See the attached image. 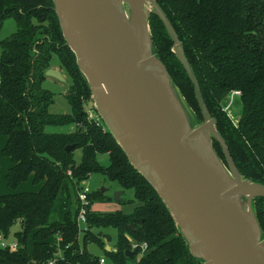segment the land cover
<instances>
[{"label":"trees","instance_id":"16d2710c","mask_svg":"<svg viewBox=\"0 0 264 264\" xmlns=\"http://www.w3.org/2000/svg\"><path fill=\"white\" fill-rule=\"evenodd\" d=\"M155 1L183 44L237 169L264 184V0ZM7 17L14 18L16 27L0 38V134L7 136L2 153L12 161L4 177L11 189L29 177L40 185L0 195V232L6 236L13 223L21 225L15 232L17 248L0 247V264H47L52 258L51 264H98L101 256L86 247L90 241L103 249L104 264H204L191 254L158 191L129 161L113 133L84 109L85 99L93 100L90 86L63 35L54 0H0V28ZM148 22L154 53L202 120L192 80L173 50L169 31L153 10ZM53 54L71 79L65 94L69 112H51L53 94L42 85ZM233 89L240 91L236 121L224 108ZM47 125L67 128L48 130ZM71 143L75 146L66 150ZM212 145L226 163L215 138ZM102 153L108 164L98 159ZM92 172L117 181L123 192L131 188L134 198L119 202L136 203L131 211H94L93 201L111 197L91 190L88 228L83 230L76 221V185ZM252 205L264 237V196L254 197ZM92 226L115 227L114 248L107 249L103 237L109 235ZM133 242L138 246L133 248Z\"/></svg>","mask_w":264,"mask_h":264},{"label":"water","instance_id":"95a60500","mask_svg":"<svg viewBox=\"0 0 264 264\" xmlns=\"http://www.w3.org/2000/svg\"><path fill=\"white\" fill-rule=\"evenodd\" d=\"M128 1L125 8L123 0H54L63 35L96 107L129 161L168 206L192 255L204 264H264V237L252 205L254 197L264 196V184L237 169L183 44L159 4L148 0L149 12L155 11L164 22L192 80L202 113L197 125L189 120L165 65L153 51L146 0ZM45 74L63 78L53 67ZM213 138L226 163L214 149ZM121 194L116 190L113 198L121 200ZM243 197L246 206L241 205Z\"/></svg>","mask_w":264,"mask_h":264},{"label":"rangeland","instance_id":"374dc122","mask_svg":"<svg viewBox=\"0 0 264 264\" xmlns=\"http://www.w3.org/2000/svg\"><path fill=\"white\" fill-rule=\"evenodd\" d=\"M152 8L150 5V8H146V12H149V10ZM16 27L14 18L12 17H7L3 25L0 28V38L5 37L6 35L10 34ZM58 64V58L55 54H53L52 60H51V65ZM49 67H52V66ZM60 67V66H59ZM61 74L63 76L62 79L55 78L52 76H48L43 80L42 85L45 88H48L52 94H53V102L49 105V110L53 113H63V112H69L70 111V106L69 103L66 99V92L68 91L69 84L71 82L69 74L66 72L64 68L61 67ZM176 92L179 96V99L189 117V120L193 125L199 124L202 120L195 111L187 105L188 103L186 102L185 98L180 94L179 90L175 87ZM237 96L234 97L232 103L230 104V107L228 108V113L232 116V118L236 121L238 117V111H239V104L238 101H236ZM86 100V106L88 108L89 114L96 116L103 124L105 127L108 128L107 123L104 120V115L101 110H99L95 103L94 100L91 99H85ZM229 98H227L228 102ZM46 128L48 130H54V129H66V126L59 125V126H52V125H47ZM4 135V134H3ZM80 154V149L77 148L75 155L78 158ZM98 159L100 160L101 163L103 164H108L109 163V158L106 153H102L98 155ZM8 161L10 162V159L7 156H4L0 153V162H1V171H0V191H3L4 188H7L10 190L11 188L5 185V180H4V171L7 168ZM6 167V168H5ZM85 183L88 185L90 190H97L100 189L101 187L105 188L103 190L104 196H110L108 200H95L91 203V208L94 211H115L117 209H122L124 211H131L135 205V201H126L125 203H120V200H116L113 198V193L116 190H122L123 188L120 186V184L115 181L109 179L106 175H104L101 172H92L89 177L85 180ZM122 198L125 200H131L134 198L133 196V190L131 188L125 189V191L122 193ZM241 205L246 206V200L245 198H241ZM20 223L16 221L13 223L9 229V233L6 236H3L4 239L12 240L15 237V232L20 229ZM88 228V225H87ZM92 231L99 233H106L109 235V239L107 241V245L114 247L116 241H117V230L113 226H92L90 227ZM31 247V239H29L28 242V248ZM87 249L93 253H97L99 255H104L103 249L96 244L95 242H88L87 243ZM130 263V260H128L127 264Z\"/></svg>","mask_w":264,"mask_h":264},{"label":"built area","instance_id":"2783aa9c","mask_svg":"<svg viewBox=\"0 0 264 264\" xmlns=\"http://www.w3.org/2000/svg\"><path fill=\"white\" fill-rule=\"evenodd\" d=\"M239 93H240V91L238 89H233L230 91V93L228 95L229 100L224 106V108L227 111H228V108L230 107V104L232 103L234 97L237 96ZM68 172H70V171H68ZM85 180L86 179L79 180L77 185H76V196H77V200L79 202V209L77 212L76 221H77V225H78L79 229H83V230L87 228V212H88L87 206H88V203L90 201L89 200V193L91 192L90 188L85 183ZM3 236H5V235L0 232V247H8L11 250H14L17 248L18 241L16 238L7 241L6 239H4ZM139 245H140L142 250L146 247L145 242H142ZM136 246H138V244L136 242H133L132 247L135 248ZM54 260H55L54 258L49 259L47 261V264L53 263ZM98 264H104V257H102V256L100 257Z\"/></svg>","mask_w":264,"mask_h":264},{"label":"crops","instance_id":"0c3cea01","mask_svg":"<svg viewBox=\"0 0 264 264\" xmlns=\"http://www.w3.org/2000/svg\"><path fill=\"white\" fill-rule=\"evenodd\" d=\"M53 68H55V69H58V70H60L61 72H62V70H61V67H59L60 65H58V64H55V65H51ZM48 76H50V75H48ZM52 77H55V76H52ZM56 78V77H55ZM6 140H7V136L6 135H3V134H0V153L2 154V155H4L3 153H2V148H3V146H4V144H5V142H6ZM4 156H7V155H4ZM9 159H10V162L8 161V165H7V168H6V170L4 171V176H5V173L7 172V170H8V168H9V166L12 164V161H11V158L9 157V156H7ZM0 171H1V162H0ZM4 180H5V177H4ZM5 185L7 186V183H6V181H5ZM39 185L40 184H33V182H32V179H31V177H29V179H27V180H25V181H23V182H21L20 184H19V186L16 188V189H10V190H8L7 188H4L3 189V191H0V195L1 194H3V193H6V192H12V191H19V190H37L38 188H39ZM122 193H123V191H122ZM121 196H122V194H121ZM118 201V200H117ZM90 208H92L91 206H90ZM93 209V208H92ZM19 222V221H18ZM21 226V225H20ZM21 228V227H20ZM58 239H59V237H58ZM103 239L105 240V247L106 246H109V245H107L106 243H107V241H108V238L107 237H103ZM91 242V241H90ZM92 242H94V241H92ZM96 243V242H95ZM97 244V243H96ZM87 246V245H86ZM31 248V247H30ZM29 248V249H30ZM110 248H114V247H111V246H109V249ZM58 254H60V251L58 252ZM95 254H97V253H95ZM99 255V254H98ZM100 256H104V255H100ZM76 264H80V263H76Z\"/></svg>","mask_w":264,"mask_h":264},{"label":"bare ground","instance_id":"6f19581e","mask_svg":"<svg viewBox=\"0 0 264 264\" xmlns=\"http://www.w3.org/2000/svg\"><path fill=\"white\" fill-rule=\"evenodd\" d=\"M147 2V3H146ZM143 3H146V5H144V7H146L147 9L148 8H150V2L148 1V0H146L145 2H143ZM123 4H124V7L126 8L127 6H129V1L128 0H123ZM61 4L59 3V6H60ZM60 12H61V10H60ZM252 185V187L254 188L255 187V185L254 184H251Z\"/></svg>","mask_w":264,"mask_h":264}]
</instances>
